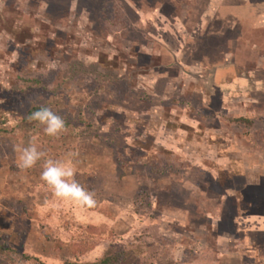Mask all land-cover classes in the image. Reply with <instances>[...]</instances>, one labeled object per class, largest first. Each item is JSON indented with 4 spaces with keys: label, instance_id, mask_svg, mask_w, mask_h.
I'll return each instance as SVG.
<instances>
[{
    "label": "rangeland",
    "instance_id": "obj_1",
    "mask_svg": "<svg viewBox=\"0 0 264 264\" xmlns=\"http://www.w3.org/2000/svg\"><path fill=\"white\" fill-rule=\"evenodd\" d=\"M212 1L0 0V264L129 250L132 264H264V233L245 238L236 223L264 205L241 194L244 165L264 168V101L214 99V65L234 49L218 35H235L216 19L196 42ZM40 107L66 131L47 136L29 119ZM241 117L252 122L229 120ZM33 143L46 155L20 169ZM69 157L91 209L40 179L46 159Z\"/></svg>",
    "mask_w": 264,
    "mask_h": 264
},
{
    "label": "crops",
    "instance_id": "obj_2",
    "mask_svg": "<svg viewBox=\"0 0 264 264\" xmlns=\"http://www.w3.org/2000/svg\"><path fill=\"white\" fill-rule=\"evenodd\" d=\"M229 14L234 15L233 21L230 20ZM216 19L218 24L213 26L212 23L216 22ZM232 22L234 23L232 24ZM212 26L218 27L220 30L230 26L235 35L230 36L222 32H219L218 35L220 42L231 44L234 49L226 51L222 48L220 50V55L217 58L219 66L214 65L216 66L214 75L219 77L213 88L216 92V95H213L214 99L218 97L219 102H222V107L228 109V106L231 107L230 104H227L230 102L229 99L236 103L237 101L246 102L249 98L247 93H250L252 96L251 105L255 104L257 107L261 101H264V0H213L203 10L201 18L197 20V34H194L196 42H198L199 36H205V30ZM243 46L250 50L246 52V55H244ZM253 64L255 66L252 67ZM213 96L211 95L205 100H209L208 103L212 104ZM235 161L238 162L239 159ZM249 165H244L246 173L241 174L244 179V189L242 188L241 194L248 204H254V202L256 204L260 200V203H264V197H259V194L256 196L257 199L254 197V201L252 199L253 191L250 189L264 185V168H260L259 165ZM245 189H249L250 192ZM244 191L246 196L249 194V199L245 198ZM259 207L252 206L248 214H244L236 220L239 234H243L245 238L253 234L264 233V205L261 210ZM253 210H257V213Z\"/></svg>",
    "mask_w": 264,
    "mask_h": 264
},
{
    "label": "clouds",
    "instance_id": "obj_3",
    "mask_svg": "<svg viewBox=\"0 0 264 264\" xmlns=\"http://www.w3.org/2000/svg\"><path fill=\"white\" fill-rule=\"evenodd\" d=\"M55 69V63L50 65ZM30 120L43 126L49 137H58L66 131V121L48 107H41L31 113ZM45 153L35 143L24 147L18 157V167L23 170L32 169ZM76 168L72 159H46L40 179L51 190L52 195L60 202H67L81 209H91L96 205L95 193L86 189L76 180Z\"/></svg>",
    "mask_w": 264,
    "mask_h": 264
},
{
    "label": "trees",
    "instance_id": "obj_4",
    "mask_svg": "<svg viewBox=\"0 0 264 264\" xmlns=\"http://www.w3.org/2000/svg\"><path fill=\"white\" fill-rule=\"evenodd\" d=\"M41 108V107H40ZM39 108H37L36 110H38ZM34 112V111H32ZM231 122L234 123H251L252 121H250L249 119L245 118V117H241V118H236V119H229ZM0 247L2 248V245H0ZM134 252L129 250V251H124V252H120V253H116L114 255H107L106 257H103L97 261L94 262H87L85 264H132V260L131 257L133 256Z\"/></svg>",
    "mask_w": 264,
    "mask_h": 264
}]
</instances>
